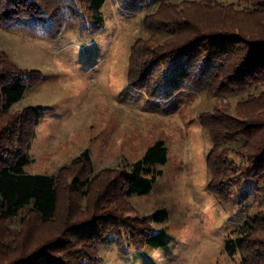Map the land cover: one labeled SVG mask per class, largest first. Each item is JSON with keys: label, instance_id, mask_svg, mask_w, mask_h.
<instances>
[{"label": "trees", "instance_id": "16d2710c", "mask_svg": "<svg viewBox=\"0 0 264 264\" xmlns=\"http://www.w3.org/2000/svg\"><path fill=\"white\" fill-rule=\"evenodd\" d=\"M114 1L126 14H142L145 35L130 48L129 85L162 103L180 92L214 102L197 116L210 140L207 188L222 203L236 197L256 206L223 249L238 250L239 264H264V0ZM104 2L0 0V28L49 40L68 28L94 34L104 24ZM40 79L0 51V264H98L103 245L122 253L129 244L165 245L164 229L128 216V198L148 194L162 175L163 140L113 174H86L88 149L53 173L25 170L41 106L13 105ZM151 218L162 222L167 211Z\"/></svg>", "mask_w": 264, "mask_h": 264}, {"label": "rangeland", "instance_id": "374dc122", "mask_svg": "<svg viewBox=\"0 0 264 264\" xmlns=\"http://www.w3.org/2000/svg\"><path fill=\"white\" fill-rule=\"evenodd\" d=\"M102 14L98 32L68 28L54 40L0 28V51L20 68L41 74L13 105L14 111L41 106L25 170L53 173L88 149L91 163L85 173L110 169L113 174L163 140L168 159L157 166L162 175L148 194L128 198L134 211L128 216L164 229L167 243L138 248L129 244L126 253L103 245L98 264H239L240 252L229 255L224 241L235 236L256 206L253 200L239 203L236 197L222 203L207 188L210 140L197 116L214 102L180 92L162 103L130 86L128 58L135 39L145 35L142 14L124 13L114 0H105ZM227 103L233 113L236 101ZM250 187L246 181L244 188ZM158 208L167 211V218L154 223L151 216Z\"/></svg>", "mask_w": 264, "mask_h": 264}]
</instances>
